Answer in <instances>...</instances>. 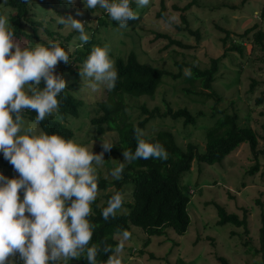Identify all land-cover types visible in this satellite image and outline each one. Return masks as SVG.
<instances>
[{"label": "rangeland", "instance_id": "1", "mask_svg": "<svg viewBox=\"0 0 264 264\" xmlns=\"http://www.w3.org/2000/svg\"><path fill=\"white\" fill-rule=\"evenodd\" d=\"M161 1L168 18L177 17L176 22L171 25L156 15ZM187 1L189 0H150L145 7H138L136 4L133 11L139 17L127 28L109 25L106 28L98 27V30L95 29L96 18L101 15L103 9H87L83 0H73L72 3L60 0V3L56 4V10L45 0H30L29 3L33 18L49 26L50 30L56 31L60 37L74 32L65 47L67 52L81 42L76 39L78 33L69 25H57L59 16L80 20L85 24V31L89 35L95 29L93 46L107 45L111 60L133 51L139 62L151 64L167 72L153 95H124V117L136 125L145 117L140 112L141 105L147 109L157 106L162 111L167 103L172 109L187 108L195 115V123L184 126L181 119L154 117L141 128L146 137L165 128L174 134L180 147L190 141L197 144L198 151H202L204 131L214 120L210 114L211 107L229 113L236 112L239 123L251 127L257 135V148L260 152L256 159L248 149L247 143L242 142L219 163L192 161L189 170L181 175L179 182L185 191L189 189L186 207L189 223L185 232L178 235L171 229H164L161 235L148 237L139 227L129 225L127 230L131 232V239L125 243L123 264H170L177 258L188 264H218V255L225 257L230 264H264L257 239L259 213L260 210L264 211V48L252 40L254 31L260 29L264 33V18L255 15L264 6V0H194L183 14L188 27L196 30L197 35L175 27L177 25L182 28L184 23L180 20V11L172 6L182 7ZM52 2L56 3V0ZM0 4L2 14L8 16L9 7L3 4V0H0ZM51 19L54 21H50ZM249 27L252 30L242 35L243 30ZM223 30L229 32L224 41ZM38 35L40 38L44 37L41 28H38ZM170 40L177 41L178 44L170 43ZM230 41L237 43L241 51L230 50ZM19 42L27 47L39 43L36 39ZM222 53L224 56L218 62V69L211 83L214 91L212 97L183 91L199 89L197 80L190 81V78L185 76V69L191 66L206 67L210 58L219 57ZM57 74L70 85L69 91L81 100L77 116L69 117L64 122L72 130L71 139L90 150L93 146L94 153L103 151L104 142L114 143L113 147H116L118 143L114 130H106L98 135L89 122V118L97 112L95 103L104 98L106 88L101 86L100 90L92 92L80 75H65L63 70H59ZM259 97L263 99L257 102ZM25 119L28 123L33 122ZM118 151L117 147L114 152H104L105 160L102 166L94 165L97 167V174L103 178H113L110 175L111 170L123 162V155ZM5 161L9 163L6 159ZM254 162L257 168L249 172L248 169ZM0 174L7 178H19L4 165H0ZM113 189L112 186L104 190L99 189L97 204H101L105 193ZM131 190L130 184L123 186L120 193L124 202L131 201ZM19 195L22 200L23 190ZM213 203L219 204L227 212L236 213L239 217L244 213L248 234L242 233V227L230 223L217 225ZM126 211L122 206L117 212ZM114 239L118 242L117 234ZM244 240L248 247L243 243ZM11 259L15 260V264H23L19 254ZM68 264H79L78 258L70 259Z\"/></svg>", "mask_w": 264, "mask_h": 264}, {"label": "clouds", "instance_id": "2", "mask_svg": "<svg viewBox=\"0 0 264 264\" xmlns=\"http://www.w3.org/2000/svg\"><path fill=\"white\" fill-rule=\"evenodd\" d=\"M83 2L87 9H103L121 29L128 27L129 20L139 17L130 7V0ZM149 2L136 0L138 7ZM255 15L259 18L260 12ZM176 20L177 17H170L169 25ZM57 23L69 25L78 33L76 39L81 42L78 47L89 42L90 36L80 20L59 16ZM69 61V53L59 41L49 40L47 46L22 45L15 39L10 18L0 14V152L19 173V178L0 174V264H15L11 258L17 254L23 264H68L70 259L81 256L88 264H123L122 254L125 243L131 239L130 231L117 233L115 247L104 244L105 261H97L99 245L89 246L93 225L88 217L99 191L94 165L102 166L104 152L110 151L114 143L104 142L103 151L94 153L93 146L90 150L38 127L59 112L61 101L57 97L67 85L55 69L58 63ZM184 74L190 77L191 69H185ZM79 75L92 92L101 86L112 90L118 72L109 57V47L93 46ZM25 110L36 113L32 123L26 121ZM134 134L135 151L123 150V162L110 172L115 180L122 179L127 163L138 159H169L160 143L144 138V130L136 127ZM123 203V195L114 191L101 211L102 218L105 221L114 218Z\"/></svg>", "mask_w": 264, "mask_h": 264}, {"label": "trees", "instance_id": "3", "mask_svg": "<svg viewBox=\"0 0 264 264\" xmlns=\"http://www.w3.org/2000/svg\"><path fill=\"white\" fill-rule=\"evenodd\" d=\"M52 1L53 0H45L52 9L56 10V4L60 3V0H56V3ZM241 1L243 2L244 0ZM193 3L194 0H189L182 7L174 5L172 7L180 11V20L184 23L182 28L177 25H175V27L179 30H185L190 34L197 35L196 30H191L188 27L183 14ZM3 4L10 9L8 17L10 18L11 30L14 32L15 39L18 42L36 39L39 43L47 46L49 40L59 41L61 47L66 50L65 47L68 43V39L74 32L60 37L56 31L50 30L49 26H45L41 21L33 18L30 12V3L26 2V0H3ZM136 4L134 0H130V7L132 9H134ZM74 9L76 10L75 7ZM164 10L165 6L161 1L156 15L169 24V18L164 13ZM0 14H2L1 4ZM260 17L264 18V6L260 10ZM50 21L54 20L51 19ZM132 22L133 20H129L128 26ZM57 25L59 27L61 26V24ZM109 25L115 27L118 23L111 20L108 14L102 10L101 15L96 18L95 29L98 30V27L106 28ZM38 28H41L44 37H39ZM95 29H93V32ZM251 30V27L244 29L242 35L247 34ZM223 31L225 34L222 40L224 41L228 38L229 32L226 30ZM93 32L89 35V42L84 44L83 47H78V44L68 51L70 58L69 63H58L56 67L57 73L59 70H63L64 73H66L65 75L71 74L79 76V70L82 68L94 44ZM252 40L254 43L260 45L261 48H264V33L260 29L252 33ZM170 43L178 44V42L174 40H170ZM230 44V50L241 51L237 43L235 44L233 41H230ZM223 56L224 53L219 57L210 58L208 65L203 68L195 66L189 67L192 73L189 77L190 81L197 80L199 89H183V91H190L196 95H204L209 98L212 97L214 91L212 90L211 83L218 69V62ZM114 65L118 72V79L115 83V87L112 90L106 88L104 98H101L95 103L97 112L89 118V122L94 127L96 134L101 135L106 130H114L116 132L118 144L116 147H113L110 152H114L117 147L119 150L118 152H121V154L123 150L134 152L136 147L134 128L139 127L141 129L148 120L154 117L181 119L184 126L188 124L194 125L195 115L191 114L187 108L179 107L172 109L167 103H165V109L162 111H160L157 106L147 109L141 105L140 112L145 117L139 120L136 125H133L124 117L126 107L123 100L124 95L131 97L153 95L161 78L166 75L167 72L151 64L139 62L133 51L128 52L123 57L115 58ZM177 65L180 67L178 63ZM178 75L179 73L177 76ZM66 85V89L57 97V99L61 101L59 112L46 118L38 127L49 134L57 133L66 139H71L73 137L72 130L67 127L64 122L69 117L77 116L81 100L76 98L69 91L70 85L67 83ZM40 87H44L43 81ZM214 99L217 101V97ZM262 99L263 97H259L256 101L259 102ZM210 110V114L214 117V120L204 131V146L202 151H198L197 144L190 141L186 142L183 147H180L175 141L174 134L168 129L161 128L152 136H145L144 138L153 143H160L169 154V159L167 161L158 159H138L131 163H127L122 174V179L120 180L103 178L97 174L99 189L104 190L110 186L114 188L112 191L105 193L104 201L101 204H97L96 200L91 204L92 214L88 219L93 225V237L89 246L92 244L100 246L101 251L97 255V261L102 262L107 259V254H104L102 251L104 244L106 243L115 247L117 242L114 239V235L121 230H127L129 225L139 227L148 237L161 235L164 229H171L178 235L185 232L189 223V216L186 210L189 201V189L185 191L179 182L181 175L189 170L192 161L206 164L219 163L225 155L236 149L242 142L247 143L248 149L252 153L254 159H256L260 151L257 148V135L254 130L249 126L241 125L236 112L229 113L225 110H216L215 107H211ZM216 114L217 116L215 117ZM24 117L30 121H34L36 113L25 110ZM0 165L6 166L19 177V173L14 170L13 166L5 161L3 153H0ZM256 168L257 164L254 162L248 171L253 172ZM126 184L132 186L131 201L124 202L122 205L127 211L117 212L114 218H109L105 221L102 218L101 211L107 206V200L114 191L121 192L123 186ZM213 204L217 216L215 221L217 225L230 223L236 227H242V233L248 234L244 213L239 217L236 213L227 212L219 204ZM257 204L262 207L259 201H257ZM259 221L260 225L257 231V239L259 251L262 256L261 260H263V210H260ZM231 234H233V231H231ZM243 243L247 245L246 240H244ZM216 260L218 264H230L225 257L220 255L216 256ZM78 261L79 264H88V261L83 256L78 258ZM170 264L188 263L181 258H177Z\"/></svg>", "mask_w": 264, "mask_h": 264}]
</instances>
